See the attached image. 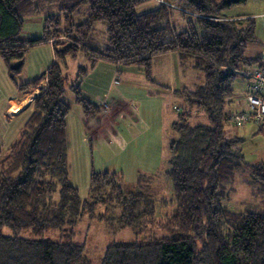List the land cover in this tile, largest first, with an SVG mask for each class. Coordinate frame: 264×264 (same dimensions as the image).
<instances>
[{"label":"trees","instance_id":"1","mask_svg":"<svg viewBox=\"0 0 264 264\" xmlns=\"http://www.w3.org/2000/svg\"><path fill=\"white\" fill-rule=\"evenodd\" d=\"M148 1L0 0V56L11 78L20 92L47 83L9 152L0 148V264H93L85 246L71 242L86 214L109 232L128 228L136 237L108 246L101 264H264V163L246 162L241 138L225 133L233 81L243 66L261 59L245 56L257 41L255 20L223 14L248 0H164L138 13ZM45 8L56 11L44 19L42 36L24 37V19ZM99 23L106 26L104 43L95 38ZM49 41L55 61L43 75L23 81L27 52ZM81 52L91 65L137 66L148 78L154 57L176 52L204 74L194 88L177 91L209 124L192 125L186 111L172 125L168 174L176 207L165 220L156 218L155 176H138L136 189L127 192L120 174L92 171L89 199L69 183L66 60ZM86 74L80 67L67 87L88 124L102 106L82 94ZM236 179L252 190L243 210L231 205ZM100 205L104 212L96 214ZM49 231L62 240L45 237Z\"/></svg>","mask_w":264,"mask_h":264},{"label":"rangeland","instance_id":"2","mask_svg":"<svg viewBox=\"0 0 264 264\" xmlns=\"http://www.w3.org/2000/svg\"><path fill=\"white\" fill-rule=\"evenodd\" d=\"M151 3L153 2L149 0L148 2H145L144 4L138 6L136 9L137 12L143 13L147 11V7L148 5H151ZM55 11L56 10L54 9L53 11L48 12L45 8L41 13L26 17V21H24L25 27L23 30V34L29 35L33 31H35V29H41L43 32L44 19L50 14L53 15ZM224 13L226 15L238 18H244L243 16L247 15L255 20V36L257 37V41L252 42L248 45L245 51V56L251 59L259 58L261 56L260 54H263L264 52V0H248L243 4L235 5L229 9L224 10L223 14ZM95 38L100 43L105 42L104 40L106 38V26L104 24H98L95 32ZM86 61L88 62V64L90 63L89 59L86 58L85 54L82 52L79 53L75 59L69 58L66 60L67 68L70 74V78L66 81V91L64 93V97L67 102H69L72 96L75 97L73 91L69 87H67V85L71 83V78L76 75L80 67L86 68ZM84 62L85 65L83 64ZM256 65L257 62L253 61L250 64H246L245 66H243L241 70L243 72H248ZM122 67L124 69V72L118 73L119 77L115 79V81H117L115 83L116 86L122 84V93H120V91L117 89V91H114L111 97L115 98L116 103L122 101L123 104V100H126L125 102L131 103L132 106L136 109L135 112L138 114H133L131 112L129 113L127 112L126 108H124L123 110V108L120 106H116L117 108L111 111L112 109H110V106H108L107 103H103L101 105L102 114L97 119V122L95 124L92 123L95 121L94 119L87 124L89 130H91V134L87 138L89 151L87 157L89 164L91 163L90 170L95 172H105L107 170L108 172H115L120 174L121 185L127 192H132L136 189L138 176H155V189L153 191V195L157 198L156 218L157 220H165V218L169 216L176 207L173 181L168 174L171 159L169 153V144L171 139L175 138L176 135L173 134L174 136H172L171 139H169L168 137H166V139L164 137L160 139H153L154 149L149 153L144 152V150H146V147L144 146V143L142 141L140 152H136L134 149H132V147L136 146V144L132 142V139L128 133L130 130L128 126H130L131 123H134L135 121H137V124L139 126L141 119L152 122L155 117V113L158 111V107L156 106V100L154 97H152L151 102H144L143 98H141L139 95H136V93L140 91V87L138 86V80L140 77L139 73L142 70L143 72H141L144 75V69L135 71L133 74H130L126 71V69H128L127 67L129 66L123 65ZM132 68L139 69L136 66L129 67V69ZM151 75L153 76L152 73ZM122 78H130V80H136L137 84L132 82L124 83L122 81ZM187 78L188 82L192 81V77L190 75H188ZM11 80L17 87L15 81L12 78ZM246 83L247 80L239 74L233 81L234 91L240 92L244 88ZM46 87L47 83L46 85H43L42 88H39L38 86L32 92H29V94L30 96H33L37 90L40 93L44 91ZM137 98H141V102L138 101ZM93 102L98 103L96 101ZM125 104L127 105V103H124L123 105ZM105 105L107 106V108H105ZM32 110L30 115L32 114ZM170 110L172 114L174 113L173 115L175 116V119L178 117V114H185V112L187 111L188 114H190L188 121L192 125L209 124L207 115L200 108H198L197 106H191L183 102L180 98L173 101L172 105H170ZM228 111L229 107L227 109V112ZM235 126H233L232 124H226L225 133L229 137L237 135L239 136V138H241L242 141L239 145L242 148V152L245 156L246 162L264 163V127H260L261 129H259L258 126L252 123H248L247 125L240 127ZM116 130L123 132L122 135L125 138L124 145H122L121 143L120 145H117L113 142L110 143V141L108 144H106V141L103 140H108V138L106 139L105 136L108 137L110 132H116ZM96 135L102 137H98ZM3 138L4 139H2L0 135L1 150L4 149V143L8 139L7 137ZM166 140L167 142H169L167 146H165L164 143ZM149 144L150 143H148V145ZM6 153H4V155ZM68 161V164L70 166L69 183L78 188L80 196L83 199H89V180H84L83 177H81V179H79V177H74V166L76 163L79 164L77 156L75 155V160L73 161V157L71 158L70 155V159ZM235 185V192L231 197V205L236 210H243L246 207V203L252 197V190L239 179H236ZM58 198L59 194L57 193L55 195V199L58 200ZM101 212H104V207L102 205L97 208L95 213L98 214ZM75 231L76 235L71 240V242L84 245L86 253L92 260L93 264H101L102 258L108 246L117 242L136 240V237L130 229L126 228L116 233L109 232L103 221H100L96 217H90L88 214H86L81 222L78 223ZM50 232L51 231L47 232L45 234V237H49L54 240H62L59 237L58 233L53 234L52 237ZM158 234H161V232H159ZM143 238L144 236H141L139 237V240H142ZM65 241L69 240L65 238Z\"/></svg>","mask_w":264,"mask_h":264},{"label":"crops","instance_id":"3","mask_svg":"<svg viewBox=\"0 0 264 264\" xmlns=\"http://www.w3.org/2000/svg\"><path fill=\"white\" fill-rule=\"evenodd\" d=\"M151 2L153 3L148 5L147 11L155 9L161 3L160 0H151ZM224 16L236 18L226 15L225 13ZM243 17L249 16L244 15ZM24 21H26V19ZM24 27L25 22L23 30ZM23 30L22 33L24 32ZM24 36L28 38L41 37L42 30L35 29V31L29 35L27 34ZM260 55L259 58L264 55V52ZM55 58V48L51 41L30 48L25 57L23 74L21 75L22 80L28 82L43 75L55 61ZM83 64L85 65V62ZM87 64L88 62L86 61L85 67L87 69V74L81 82V90L85 97L91 101L98 102L97 104L99 105L107 103L110 109H112L111 111L117 108L116 106H120L123 110L126 108L129 113L138 114L135 112L136 109L131 103L125 102L126 100L123 101L127 103V105H123L124 103L122 104V101L116 103L115 98L111 97L117 89L122 93L123 86L122 84L116 86L115 79L119 77L118 73L124 72L123 65L113 64L103 60L96 62L94 65H91V63ZM129 67H127L128 69H126V71L130 74L142 69L139 67V69H129ZM141 71L138 80L140 91H138L136 95L143 98L144 102H151L152 97H154L158 111L155 113L152 122L141 119L139 126L137 121L131 123V125L128 126L130 129L128 133L132 142L136 144L132 149L136 152H140L142 141L146 147L144 152L149 153L154 149L153 139H160L162 137L171 139L173 136L172 125L180 116V114H178V117L175 119L174 113H171L170 105H172L173 101L180 98L183 102L188 104L186 99L177 91H181L184 88H194L196 85L203 82L204 74L191 67L189 64L184 65L176 52H170L153 58L151 67L153 76L150 73L151 78H148L146 73L143 75V71ZM188 75L192 77V81L189 80L191 82H188ZM122 81L124 83H136V80H130V78H122ZM43 85H46L45 80L41 81L39 88H42ZM237 93V91H234L233 99L234 97L236 98ZM29 96V92H20L13 84L9 69L0 56V135L2 139H4L3 137L8 138L4 143V149H2L4 153L9 152L31 113L34 99L33 96ZM141 98H137V100L141 102ZM75 100L76 98L73 96L70 98L69 103L71 110L67 115V138L69 141L68 160L71 155L74 161L76 155L79 164L76 163L74 166V177H79V179L83 177L84 180L88 179L90 181L92 170H90L91 163L89 164L87 157L89 152L87 138L91 134V130H89L88 125L85 123L83 112L80 106L76 104ZM128 104L131 106V109ZM97 119L92 123L95 124ZM122 133L123 132L119 130L110 132L108 137L105 136L108 140L103 141H106V144L110 141V143L113 142L117 145L121 143L124 145L125 138ZM148 143L150 144L148 145ZM164 143L165 146H167L169 142L166 140Z\"/></svg>","mask_w":264,"mask_h":264},{"label":"built area","instance_id":"4","mask_svg":"<svg viewBox=\"0 0 264 264\" xmlns=\"http://www.w3.org/2000/svg\"><path fill=\"white\" fill-rule=\"evenodd\" d=\"M239 74L247 80V83L230 103L227 119L236 126L252 123L264 127V55L254 68L248 72L241 70ZM38 93L37 90L34 96Z\"/></svg>","mask_w":264,"mask_h":264},{"label":"clouds","instance_id":"5","mask_svg":"<svg viewBox=\"0 0 264 264\" xmlns=\"http://www.w3.org/2000/svg\"><path fill=\"white\" fill-rule=\"evenodd\" d=\"M35 93H36V92H35ZM35 93H34V94H35ZM38 94H39V93H38ZM36 95H37V94H36ZM36 95H35V96L33 95V96H34L33 99L36 97Z\"/></svg>","mask_w":264,"mask_h":264}]
</instances>
